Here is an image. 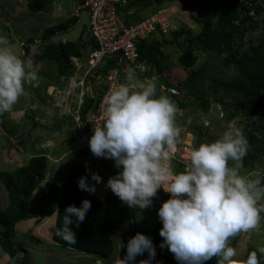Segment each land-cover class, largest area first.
Returning <instances> with one entry per match:
<instances>
[{
	"label": "trees",
	"instance_id": "obj_1",
	"mask_svg": "<svg viewBox=\"0 0 264 264\" xmlns=\"http://www.w3.org/2000/svg\"><path fill=\"white\" fill-rule=\"evenodd\" d=\"M26 9L32 13L45 10L56 0H26ZM83 0H77L81 4ZM168 0H129L119 10V15L125 24H134L164 7ZM260 2V4L258 3ZM150 9L151 13H142ZM78 22V16L72 15L56 25L47 27L42 32V41L37 44L36 51L32 54L34 62L49 61L54 64L57 78L68 77L71 74L70 59L82 58L87 50H95L96 43L83 31L76 43L59 42L52 43L51 39L61 33L70 31ZM200 31L192 35L190 30L180 28L170 31L172 43L180 49L177 59L178 65L185 70H190V77L185 82L171 83L163 77V69L160 62L164 44L161 41H143L138 44V62L145 65L157 75L155 85L157 95L168 96L179 110L196 108L206 111L207 100L219 106L227 120L243 118L246 121L244 136L248 141V151L242 160L240 174L253 171L250 162L254 153L264 155V0H220L218 5L206 9L202 18L196 20ZM258 34L257 39L251 35ZM184 37L182 41L179 39ZM33 38H28L22 45L24 57L30 54L29 44ZM201 51L207 56L219 60L223 69L233 68L237 77L233 81H225L215 76L217 67L204 62L197 67L198 56ZM116 59L105 60L104 65L98 68L91 78L105 80L109 72L115 68ZM45 89V87H44ZM108 90V86H102L97 96H88L80 110V116H84L94 107L98 106L101 98ZM168 90H174L172 93ZM182 95L180 98L175 95ZM195 95L192 97V95ZM51 106L52 103H51ZM71 119V118H70ZM0 120V124H1ZM202 144L201 135L193 132ZM106 159V158H104ZM111 159H106L105 165L116 168ZM172 168L175 172H181L183 164L174 162ZM234 161H229V166H234ZM48 171V160L44 155H34L27 163L11 172H0V183L7 193V205L2 208L0 203V247L6 253L13 264H27L25 250H19L16 245V225L27 219L43 220L56 214L52 241L65 250L75 254L92 257V261L115 260L126 255L127 241L137 232L150 236L156 247V256L151 264H177L173 255L160 244L163 238L159 235L162 223L158 220L151 227H142L136 223L138 209L129 207L122 202L108 187L103 201L89 192L79 189L78 180L86 176L92 184L91 173L93 169L88 164H81L68 176L62 189L56 183L47 184V189L42 191L39 203L35 209L30 205V198L38 185L44 181ZM115 171H119L117 168ZM113 171V176L116 175ZM169 198V197H167ZM88 199L91 208L85 220L79 223V229L75 224L70 225L76 235V243L68 244L59 235L56 229L63 227V219L67 206L74 204L81 206L82 200ZM98 211L104 212L102 221L96 224L93 235V218ZM264 218V214L260 213ZM125 234L123 245L116 254V244L112 234ZM241 233L231 238L230 243L236 242ZM33 240V238H30ZM251 251H257L250 246L245 254L244 261ZM20 254H23L20 256ZM259 255V253H258ZM148 253L136 257V264L147 259ZM260 264H264V258L260 256Z\"/></svg>",
	"mask_w": 264,
	"mask_h": 264
},
{
	"label": "clouds",
	"instance_id": "obj_2",
	"mask_svg": "<svg viewBox=\"0 0 264 264\" xmlns=\"http://www.w3.org/2000/svg\"><path fill=\"white\" fill-rule=\"evenodd\" d=\"M38 71L30 58H19L7 37L0 35V115L13 110L25 95L26 83H38ZM126 73L127 82L104 97L103 123L93 127L88 141L93 155L113 160L119 169L106 186L129 207L139 209L152 206L158 190L170 194L158 209L160 247H167L178 264H206L213 257L217 264H241L230 240L257 229L264 212L258 203L264 199L261 180L240 174L249 147L242 130L230 124L220 138L193 149L186 170L177 173L170 160L181 131L176 123L178 107L168 96L157 95L154 82L140 81L135 69L128 67ZM91 180L102 182L95 172ZM78 187L96 192L86 176L79 178ZM90 208L88 199L80 207L67 206L63 227L56 234L75 244L70 225L82 223ZM123 247L121 243L120 250ZM145 252L148 258L139 264H151L156 247L150 236L137 232L127 241L126 255L115 264H136V257ZM260 256L264 247L251 251L242 264H260Z\"/></svg>",
	"mask_w": 264,
	"mask_h": 264
},
{
	"label": "rangeland",
	"instance_id": "obj_3",
	"mask_svg": "<svg viewBox=\"0 0 264 264\" xmlns=\"http://www.w3.org/2000/svg\"><path fill=\"white\" fill-rule=\"evenodd\" d=\"M219 1L168 0L164 4V7L170 9V31L185 28L190 30L192 35L198 34L200 26L196 20L202 18L206 9L216 7ZM19 3L22 5V8L18 7L20 5ZM19 3L17 4L16 0H0V29H3L4 36L7 37L8 41L11 39L15 41V44L19 43V39L23 44L27 38H33V42L29 44L30 54L28 57L22 56V49L19 44L11 46V48H13L12 50L19 58L22 60L30 58L34 65L39 68L37 73L38 83H26L25 95L19 99L13 110L0 115V120L2 121L0 124V172L14 171L25 165L29 158L34 155H44L47 158L48 171L45 180L38 185L30 198V205L35 209L39 203L42 191L47 189V184L53 182L62 189L68 176L77 166L88 164L92 167L93 172L98 173L102 178V182L99 184L92 181V184L96 187V192L90 194L96 196L102 202L108 191L106 182L113 176V171L116 168L113 170L112 165H105L99 168L98 166L105 163L106 159L96 157L90 153L78 137L73 121L70 119L71 117L69 115H60L51 106L50 97L48 96V93H51V87L48 86L57 85L60 81L56 76L55 66L49 61L34 62L32 57V54L37 49V44L42 41V31L47 27L65 20L71 14L74 15L79 4L77 0H56L42 12L32 13L26 7L24 8V1H20ZM258 3L260 4V2ZM150 13L151 10L148 9L142 14L148 15ZM251 37L252 41H254L253 39L258 38V34L253 33ZM183 38L181 37L179 40L182 41ZM155 40H159L164 44L161 49L163 57L160 59L163 77L174 84L179 82L187 83L190 77V70H185L178 65L177 59L180 55V49L175 43H172L170 32L163 36L154 33L148 39V41ZM196 55L198 56L197 67L207 61L218 68L217 72H215L216 77L225 81H233L237 77V72L232 67L223 69V74H219L221 67L218 59L207 56L201 51L196 52ZM126 75L123 74L118 78L119 84L127 82ZM156 78L157 75L154 71H150L140 75L138 79L142 82H155L157 80ZM105 85L110 87L111 81L109 78L105 80L98 78L94 82L91 81L86 86L87 93L92 96H97L100 88ZM175 95L182 99L184 98L182 95ZM193 96L195 95L193 94ZM206 106V111H201L196 108H186L179 110L177 114L176 123L181 131L176 148L172 154L184 162L185 165L181 168V172L185 171L190 163L189 157L191 151L200 145L199 140L193 132L196 131L201 135L203 143H210L220 138L230 124H235L242 132H245L247 123L243 118L227 120L221 108L213 104L210 100H207ZM111 162L114 165V161L112 160ZM250 162L253 165V171L243 173L242 176L253 180L259 179L261 180V186H264V155L258 152L254 153ZM115 173L117 174V171ZM167 197L169 196L159 190L157 196L153 198L152 206L145 209L136 208L138 209L136 223L142 227H151L154 225L159 220L158 209L168 199ZM0 203L2 208L7 205V193L1 183ZM258 203L260 206H264V199H261ZM262 213L264 214V212ZM103 217L104 212L98 211L93 218L92 237H96V224L100 223ZM35 221L32 219L24 225H18L19 233L28 235L30 238H37L41 242H48L50 240V230L53 227L51 225L53 219L51 217L45 218L41 223L35 224L32 227L31 224H34ZM112 235L117 248L116 256L119 253L125 234L114 233ZM29 242L31 241L29 240ZM34 244L36 243L34 242ZM231 245L237 248L238 259L241 261V264L250 246L256 250L264 247V218L261 219L257 229L250 230L247 233H241L238 240ZM33 247L29 249L30 252H27L28 256H25L26 260L29 261L28 263L34 262V264H42L43 257L41 252L33 249ZM164 248L173 255L167 247ZM58 250L61 253L51 254L54 259L52 263L54 264H80L82 260H86L87 258L81 254H76L74 258H71L70 256L68 257L66 250L60 249L59 247ZM262 257L264 258V256ZM112 259L93 261V264H114ZM175 261L178 264L176 259ZM206 264H217V258L213 257Z\"/></svg>",
	"mask_w": 264,
	"mask_h": 264
},
{
	"label": "built area",
	"instance_id": "obj_4",
	"mask_svg": "<svg viewBox=\"0 0 264 264\" xmlns=\"http://www.w3.org/2000/svg\"><path fill=\"white\" fill-rule=\"evenodd\" d=\"M128 1L83 0L78 5L75 16H79L82 10L87 11L90 28L88 34L96 43L97 48L88 50L82 58H71V74L68 77L59 78L58 84L51 87L52 92L48 93L50 102L57 113L71 117L78 137L89 151L88 141L93 134V127L103 123V99L119 85L118 78L127 74L126 69L128 67L135 69L137 78L149 72L145 65L138 62V44L147 41L154 33L160 36L166 35L171 29L170 9L165 7L158 9L142 21L125 24L119 15V10ZM111 59L117 60L115 68L107 76L111 85L101 98L99 105L91 109L82 118L80 110L84 99L88 96L92 97L87 93L86 86L92 81L91 78L95 77L94 72L104 65L105 60ZM169 91L176 93L174 90ZM90 153L92 152L90 151ZM174 162L185 165L183 161L172 154L171 166L174 165ZM161 191L168 196L170 195L162 189Z\"/></svg>",
	"mask_w": 264,
	"mask_h": 264
},
{
	"label": "crops",
	"instance_id": "obj_5",
	"mask_svg": "<svg viewBox=\"0 0 264 264\" xmlns=\"http://www.w3.org/2000/svg\"><path fill=\"white\" fill-rule=\"evenodd\" d=\"M17 1V4L20 2V1H24V8L26 7V0H16ZM23 3V2H22ZM20 4V3H19ZM18 7L19 8H22V5L20 4V5H18ZM73 14H71L70 16H72ZM74 15H75V13H74ZM6 33H8V32H6ZM0 35H3L4 36V31H3V29H0ZM30 38V37H29ZM28 39V38H27ZM26 39V40H27ZM26 40H24V41H26ZM22 41L19 39V43H16L15 44V41H12L11 39L9 40V43H10V46H16L17 44H19L20 46H21V49H22V45L24 44H22L21 43ZM13 49V48H12ZM22 56L24 57V53H23V49H22ZM49 87V86H48ZM51 217V219H53V221H52V228H51V234H50V240L48 241V242H41L40 240H38L37 238H33V240H31L30 239V237L28 236V235H22V234H20L19 233V230H18V225H20V224H22V225H24V224H26L27 222H29L30 220H32V219H28V220H24V221H21L20 223H18L17 225H16V232H17V235H16V239H15V241H16V245H17V248L20 250H25L26 252H30V248H32V246H34L33 247V249H35V250H37V251H40L41 252V254H42V257H43V263L42 264H54V263H52L53 261H54V259H53V257L51 256V254L52 255H54V254H56V253H61V251L60 250H58V247L60 248V249H63L62 247H60V246H58L57 244H55L53 241H52V235H53V231H54V226H55V220L54 219H56V214H53L52 216H50ZM47 218H49V217H47ZM36 220V221H35ZM44 220V219H43ZM34 224H31L32 225V227L35 225V224H39V223H41L42 222V220H40V222H38L39 220H37L36 218L34 219ZM42 226H44V225H42ZM41 226V227H42ZM43 230H44V228H42ZM50 229V228H49ZM29 240L31 241V242H29ZM33 241V242H32ZM34 242L36 243V244H34ZM45 246H47V247H45ZM56 248V249H55ZM63 250H65V249H63ZM67 251V255H68V257L70 256L71 258H74V256L76 255L75 253H73V252H70V251H68V250H66ZM23 254H20V256H22ZM82 255V254H81ZM28 256V255H27ZM87 258H86V260H82L81 262H80V264H93V261H92V257H90V256H86ZM76 258V257H75ZM25 259H26V257H25ZM69 261V260H68ZM26 262H27V264H34V262L33 263H28L29 261H27L26 260ZM0 264H13L12 262H11V260H10V257L6 254V253H4L3 251H2V249H1V247H0Z\"/></svg>",
	"mask_w": 264,
	"mask_h": 264
},
{
	"label": "water",
	"instance_id": "obj_6",
	"mask_svg": "<svg viewBox=\"0 0 264 264\" xmlns=\"http://www.w3.org/2000/svg\"><path fill=\"white\" fill-rule=\"evenodd\" d=\"M86 31L87 33L90 31L89 28V22H88V15L86 10H82L78 17L77 24L72 28V30L68 32L61 33L51 39V42L56 44L59 42H68V43H76L83 31ZM77 229H79V225L77 226Z\"/></svg>",
	"mask_w": 264,
	"mask_h": 264
},
{
	"label": "bare ground",
	"instance_id": "obj_7",
	"mask_svg": "<svg viewBox=\"0 0 264 264\" xmlns=\"http://www.w3.org/2000/svg\"><path fill=\"white\" fill-rule=\"evenodd\" d=\"M51 92H52V88H50ZM169 91V90H168Z\"/></svg>",
	"mask_w": 264,
	"mask_h": 264
}]
</instances>
